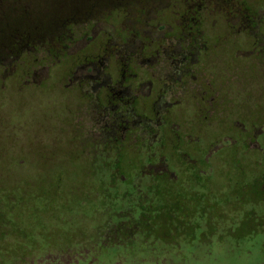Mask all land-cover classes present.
<instances>
[{
    "label": "rangeland",
    "instance_id": "1",
    "mask_svg": "<svg viewBox=\"0 0 264 264\" xmlns=\"http://www.w3.org/2000/svg\"><path fill=\"white\" fill-rule=\"evenodd\" d=\"M173 2L151 1L145 18L153 34L176 25ZM248 2L264 35V0ZM123 10L114 11L111 26L126 22ZM205 20L215 62L196 76L211 81L207 96L217 92L213 114L200 123L195 91L185 93L148 149L124 144L119 156L94 152L89 130L77 128L84 101L60 87L58 63L39 85L20 89L18 75L5 80L0 264H12L21 245V264H264V201L260 187H250L264 172V77L249 36L229 33L224 15ZM109 70L116 74L114 63ZM175 192L182 207L172 202ZM147 205L148 227L139 220ZM176 218L182 226L174 229ZM115 225L131 228L130 235L119 229L111 240Z\"/></svg>",
    "mask_w": 264,
    "mask_h": 264
},
{
    "label": "flooded vegetation",
    "instance_id": "2",
    "mask_svg": "<svg viewBox=\"0 0 264 264\" xmlns=\"http://www.w3.org/2000/svg\"><path fill=\"white\" fill-rule=\"evenodd\" d=\"M151 1L118 0L115 6L106 0H0V91L14 75L22 77L20 89L39 85L58 63L60 87L84 101L77 128L89 130L94 152L115 149L119 156L124 144L148 149L185 93L195 91L200 123L212 116L217 92L207 96L211 81L196 76L205 74L201 65L215 62L204 35L206 18L224 15L229 33L251 38L257 74L264 77L262 22L248 0H174L176 25L157 34L145 18ZM117 10L126 18L119 28L109 23ZM4 219L1 214L2 240ZM17 250L23 253L12 264L26 260L23 245Z\"/></svg>",
    "mask_w": 264,
    "mask_h": 264
},
{
    "label": "trees",
    "instance_id": "3",
    "mask_svg": "<svg viewBox=\"0 0 264 264\" xmlns=\"http://www.w3.org/2000/svg\"><path fill=\"white\" fill-rule=\"evenodd\" d=\"M255 186H259L260 187V192H259V187H258V189L255 187ZM250 187H252V191H253V193L255 192H259L260 193V198L258 199V200H260V202H263L264 201V172L263 173H261L260 174V177H258V178H256V179H254V181H252V184L250 185ZM254 187V188H253ZM174 200L172 201V202H175V206H180V207H182L183 205H184V203L183 202H181L182 200H181V198H182V196H180L179 194H177V192H175V194H174ZM181 200V201H180ZM149 206L150 205H147V206H145V208H143L142 206L140 207V209H141V213H140V219L139 220H141L142 222H145L144 223V225L146 224V226L148 227V225L149 224H152L151 223V221L148 219V217L146 216V212L149 210ZM190 212H192L191 210H189ZM197 211V210H196ZM248 212H250L251 213V211H247V213ZM251 214H253V213H251ZM155 216H157V214H154ZM185 217H187V216H185ZM147 218V219H146ZM146 219V220H145ZM180 220L181 219H177L176 218V225H172L173 226V228L175 229V228H177V227H180V226H182L181 225V223H180ZM261 220L262 219H260V226H261ZM163 221H165L164 220V218H163ZM172 221L173 220H170V223H172ZM182 221V220H181ZM127 222H128V220H127ZM242 224H244V220H239V223H238V226L240 227V226H242ZM237 226V227H238ZM134 227V226H133ZM161 227V226H160ZM122 230L121 231V233L120 234H125V235H130L129 233L130 232H128V230L129 229H131V228H127V227H120V226H114L113 227V229H112V233L110 234V235H112V237L111 236H109V238H111V240L112 239H115V238H117V233H118V230ZM131 231V230H130Z\"/></svg>",
    "mask_w": 264,
    "mask_h": 264
}]
</instances>
